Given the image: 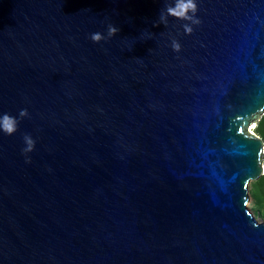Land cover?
I'll return each mask as SVG.
<instances>
[{
  "label": "water",
  "instance_id": "water-1",
  "mask_svg": "<svg viewBox=\"0 0 264 264\" xmlns=\"http://www.w3.org/2000/svg\"><path fill=\"white\" fill-rule=\"evenodd\" d=\"M195 2L0 0V264H264V0Z\"/></svg>",
  "mask_w": 264,
  "mask_h": 264
},
{
  "label": "clouds",
  "instance_id": "clouds-1",
  "mask_svg": "<svg viewBox=\"0 0 264 264\" xmlns=\"http://www.w3.org/2000/svg\"><path fill=\"white\" fill-rule=\"evenodd\" d=\"M197 4L195 0H174V5L171 3L165 4V9L160 12L158 23H163L165 26L168 21V17H174L180 20L189 21L183 25L185 34H191L193 28L191 25L199 24V20L196 18ZM119 29L109 24L107 28V36L101 32H94L90 35V39L94 43H99L102 40L110 39L118 33ZM172 47L175 51L180 50V45L177 41H172ZM29 113L27 109H21L18 113V117L9 115L8 113L0 114V131L6 135H13L18 130L19 120L28 117ZM25 147L22 149V153L27 156L35 148V140L29 134H25L23 137ZM30 159H26V163H30Z\"/></svg>",
  "mask_w": 264,
  "mask_h": 264
},
{
  "label": "rangeland",
  "instance_id": "rangeland-1",
  "mask_svg": "<svg viewBox=\"0 0 264 264\" xmlns=\"http://www.w3.org/2000/svg\"><path fill=\"white\" fill-rule=\"evenodd\" d=\"M254 126L255 128L252 131L259 136L264 143V115L261 117L260 121L252 127ZM259 180H264V176ZM259 180L252 181L249 185L250 201L247 207L259 222H264V181L261 182L260 188H257L258 186L256 184ZM257 196H261V204L257 203L259 202L256 200Z\"/></svg>",
  "mask_w": 264,
  "mask_h": 264
},
{
  "label": "trees",
  "instance_id": "trees-1",
  "mask_svg": "<svg viewBox=\"0 0 264 264\" xmlns=\"http://www.w3.org/2000/svg\"><path fill=\"white\" fill-rule=\"evenodd\" d=\"M262 181H264V180H259V182L256 184V185L258 186L257 188H260V185H261V182H262ZM260 198H261V196H257V197H256V200L259 201V202H257V203H259V204L262 203V202H260V201H261Z\"/></svg>",
  "mask_w": 264,
  "mask_h": 264
},
{
  "label": "bare ground",
  "instance_id": "bare-ground-1",
  "mask_svg": "<svg viewBox=\"0 0 264 264\" xmlns=\"http://www.w3.org/2000/svg\"><path fill=\"white\" fill-rule=\"evenodd\" d=\"M255 128V126L254 127H252V130Z\"/></svg>",
  "mask_w": 264,
  "mask_h": 264
}]
</instances>
